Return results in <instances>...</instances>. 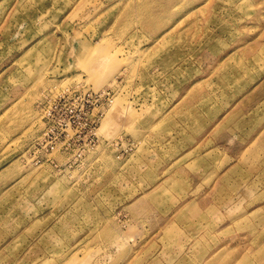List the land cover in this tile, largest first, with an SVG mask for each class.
Returning a JSON list of instances; mask_svg holds the SVG:
<instances>
[{
  "label": "rangeland",
  "instance_id": "374dc122",
  "mask_svg": "<svg viewBox=\"0 0 264 264\" xmlns=\"http://www.w3.org/2000/svg\"><path fill=\"white\" fill-rule=\"evenodd\" d=\"M68 91L101 117L47 151ZM0 264H264V0H0Z\"/></svg>",
  "mask_w": 264,
  "mask_h": 264
},
{
  "label": "built area",
  "instance_id": "2783aa9c",
  "mask_svg": "<svg viewBox=\"0 0 264 264\" xmlns=\"http://www.w3.org/2000/svg\"><path fill=\"white\" fill-rule=\"evenodd\" d=\"M107 92H88L82 94H72L65 92L57 99L49 102L48 107L44 112V120L46 124V136L50 141H47V151L54 150L58 144L60 137H65L76 126L82 124L83 117L89 118V126L96 127L100 117L92 115L91 112L98 109L102 104L103 98ZM89 107H92L90 111ZM65 142V141H64Z\"/></svg>",
  "mask_w": 264,
  "mask_h": 264
},
{
  "label": "bare ground",
  "instance_id": "6f19581e",
  "mask_svg": "<svg viewBox=\"0 0 264 264\" xmlns=\"http://www.w3.org/2000/svg\"><path fill=\"white\" fill-rule=\"evenodd\" d=\"M15 13H13V15H12L13 17H14ZM160 22H161V17H157L155 19L147 20L146 21V25L148 27H150L151 30H153L154 28H156L160 24ZM104 39L105 38H103L102 40H104ZM24 44H35L33 46H31V45L28 46L27 49H26L27 53L34 52L39 47V44H42V40L39 37L38 39H36L32 43H28V42L25 41ZM250 50H252V49H250ZM247 51H249V50H247ZM72 94H76V93H72ZM79 94H82V93H79ZM204 95L205 94H204L203 90H201L200 85H198V83H195V81H192V83H190V85H188V87L185 89L184 98H183V101H182V103L180 105L181 114L179 115V117H181L183 119V122L187 126H191L192 125V116L187 114L188 105L190 103L194 102V101L195 102L198 101L199 99H204L203 98ZM205 99H208V97L205 98ZM174 106L166 108L165 111H163L161 113V115L164 116L165 121H171L172 120L173 110H171V109ZM218 119H219V117L215 121H217ZM223 119H221L220 121L222 122ZM210 121H213V116L212 115H211ZM212 126H215V125L212 124ZM193 137H194V139L192 140V142H197L198 144L197 143H194V144L189 143V146H188V149H187L186 153L183 155V158L180 159V162L177 165V167H178L177 173L180 174V175H185L188 171L196 170L195 169L194 156L196 154L197 149H199V146H200V143H201V139H198L199 138V131H197L196 132V136H193ZM208 167H210V165ZM204 174L208 175L210 177L211 176L215 177L216 176V170L208 169V170H205ZM193 175H195V174H193ZM196 199H197L196 196L191 198V200L188 202V205L190 206V204L193 203Z\"/></svg>",
  "mask_w": 264,
  "mask_h": 264
}]
</instances>
